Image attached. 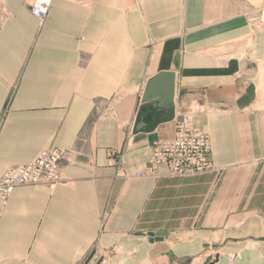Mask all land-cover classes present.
I'll return each instance as SVG.
<instances>
[{"label": "crops", "instance_id": "crops-1", "mask_svg": "<svg viewBox=\"0 0 264 264\" xmlns=\"http://www.w3.org/2000/svg\"><path fill=\"white\" fill-rule=\"evenodd\" d=\"M26 1L0 30V180L66 155L58 184L10 196L0 264H264V0H54L43 23ZM165 72L157 123L141 100ZM188 113L214 170L139 177Z\"/></svg>", "mask_w": 264, "mask_h": 264}, {"label": "built area", "instance_id": "built-area-1", "mask_svg": "<svg viewBox=\"0 0 264 264\" xmlns=\"http://www.w3.org/2000/svg\"><path fill=\"white\" fill-rule=\"evenodd\" d=\"M54 0H34L30 13L43 23ZM193 114L184 115L175 124L172 140L160 141L150 150V166L138 173L139 177L158 179L164 171L172 177H193L213 170L210 160L211 142L206 133L196 130ZM65 153L48 150L32 163L10 167L0 180V220L14 190L26 186H55L61 181L62 161ZM234 257H231L233 260Z\"/></svg>", "mask_w": 264, "mask_h": 264}, {"label": "water", "instance_id": "water-1", "mask_svg": "<svg viewBox=\"0 0 264 264\" xmlns=\"http://www.w3.org/2000/svg\"><path fill=\"white\" fill-rule=\"evenodd\" d=\"M175 93L176 75L172 72L160 73L150 80L141 100L142 108H153L158 110L157 123L172 122L175 120ZM166 234H158L155 241H161Z\"/></svg>", "mask_w": 264, "mask_h": 264}, {"label": "rangeland", "instance_id": "rangeland-1", "mask_svg": "<svg viewBox=\"0 0 264 264\" xmlns=\"http://www.w3.org/2000/svg\"><path fill=\"white\" fill-rule=\"evenodd\" d=\"M34 2V0H27L26 1V3H25V6H26V8L29 10V6L32 4ZM51 9V8H50ZM50 12V11H49ZM9 18V12L6 10V8H5V0H0V30L3 28V26L5 25V22L7 21V19ZM46 20V19H45ZM203 133H206L208 136H209V138H210V142H211V136H210V134L208 133V132H206V131H202ZM211 154H212V145H211V152H210V157H211ZM212 164H213V162H212ZM214 166V165H213ZM215 168V167H214ZM214 168H213V170H214ZM212 170V171H213ZM209 172H211V171H209ZM206 173H208V172H206ZM206 173H204V174H206ZM201 175H203V174H201ZM198 176V175H197ZM161 177V176H160ZM159 177V178H160ZM158 178V179H159Z\"/></svg>", "mask_w": 264, "mask_h": 264}]
</instances>
